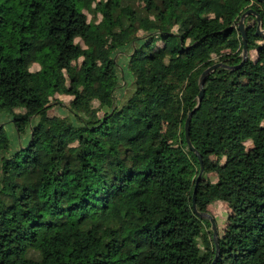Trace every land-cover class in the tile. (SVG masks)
I'll use <instances>...</instances> for the list:
<instances>
[{"label": "trees", "instance_id": "trees-1", "mask_svg": "<svg viewBox=\"0 0 264 264\" xmlns=\"http://www.w3.org/2000/svg\"><path fill=\"white\" fill-rule=\"evenodd\" d=\"M137 1L0 0V116L16 137L0 124V264H210V222L192 204L201 166L195 209L233 207L214 264H264V34L253 14L234 68L237 22L252 9L264 30V3ZM120 50L128 84L111 56ZM219 62L189 123L195 153L185 119ZM53 104L67 114L49 115ZM212 157H224L215 181L204 178Z\"/></svg>", "mask_w": 264, "mask_h": 264}, {"label": "rangeland", "instance_id": "rangeland-1", "mask_svg": "<svg viewBox=\"0 0 264 264\" xmlns=\"http://www.w3.org/2000/svg\"><path fill=\"white\" fill-rule=\"evenodd\" d=\"M137 2L139 5L142 4L141 0H138ZM88 17H89V15H88ZM260 30L262 31L263 29L260 27ZM77 41H79V40H77ZM101 47H102V52L104 53V51L109 47V38H107L102 43ZM125 53H126V50H120V51L113 52L111 54V56L115 59V61L119 65L121 71H123V72H120V81L124 80L125 81L124 84L125 83L128 84L130 82L131 78L129 77V75L126 72L125 67H124V64L126 61ZM248 54H249L250 60L255 59V57H256L255 51H250ZM104 60L105 59L103 56L101 61H104ZM37 68H38L37 64H33L31 66L32 70L37 69ZM123 94L124 93L122 91V88H120L116 92L117 99H119L120 96H122ZM56 98L58 100L62 101L63 104H65V105L68 104V102L70 100V97L66 96V95H57ZM16 112L23 113V110L22 109H16ZM48 114L49 115H56V116H64L67 114V111L62 106L54 105L53 107L49 108ZM10 123H11V121H8L3 116H0V124H5L7 131L9 133V135L11 136V138L16 139L14 130H13L12 125ZM25 137H27V136H25ZM24 138H22V139L19 138V141L22 143ZM250 145H251V143L249 141H247L246 146L249 147ZM212 160L215 162V168L212 172L205 174L204 178L209 179L210 181H215L217 178L218 171L220 169V165L224 161V157H212ZM207 208H208L207 213H209L210 216L215 220L218 234L223 235L225 233L227 227H228V215L230 213H232L233 207L228 203L227 200H225V201L219 200V201H214V202L210 203ZM202 238H203L204 242L207 244V246L209 247V249H211L210 237L208 235H204V236H202ZM207 263H208V259L200 262V264H207Z\"/></svg>", "mask_w": 264, "mask_h": 264}, {"label": "water", "instance_id": "water-1", "mask_svg": "<svg viewBox=\"0 0 264 264\" xmlns=\"http://www.w3.org/2000/svg\"><path fill=\"white\" fill-rule=\"evenodd\" d=\"M261 2L264 3V0H259ZM248 14H253L256 16L257 18V27H256V34H264V30H260V17L257 15L256 12H254L252 9H249L247 11H245L239 21L237 22V30L241 33V37H242V40H243V49H242V61L240 62V64H238L236 67L234 68H238L239 66H241L246 58H247V46H246V40H247V37H246V31H245V25H244V18L246 15ZM219 66H223V67H227V65H224L222 63H216V64H213V65H210L208 66L206 69L203 70V72L201 73L200 75V78H199V93H198V98H197V105L187 114V117L185 119V124H184V136H185V141L187 143V145L189 146V148L197 153L195 151V149L192 147L191 145V142H190V139H189V123H190V120H191V117H192V114L195 112V110L199 107V104L203 98V94H204V83H205V80H206V77L211 74L217 67ZM198 159H199V163L201 165V157L200 155H198ZM202 174H203V167L201 166L200 167V171L196 177V182H195V186H194V189H193V195H192V204H193V207H194V211L197 213V215L199 217H202V218H206L209 220L210 222V229L212 230V238H213V241L215 243V248H216V254L213 258V260L211 261L210 264H214L216 259H217V250H218V242H217V237H218V231H217V226H216V223H215V220L210 216L209 213H201V212H198L196 209H195V192H196V187H197V184L199 182V180L201 179L202 177Z\"/></svg>", "mask_w": 264, "mask_h": 264}]
</instances>
